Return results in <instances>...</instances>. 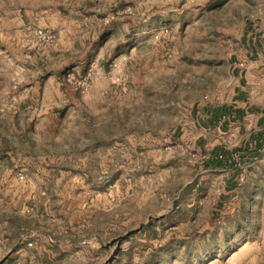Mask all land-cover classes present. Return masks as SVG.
Instances as JSON below:
<instances>
[{
  "label": "rangeland",
  "instance_id": "obj_1",
  "mask_svg": "<svg viewBox=\"0 0 264 264\" xmlns=\"http://www.w3.org/2000/svg\"><path fill=\"white\" fill-rule=\"evenodd\" d=\"M263 3L12 0L5 108L37 82L57 105L26 133L0 117V264H264V123L207 118ZM242 57L264 114V69Z\"/></svg>",
  "mask_w": 264,
  "mask_h": 264
},
{
  "label": "crops",
  "instance_id": "obj_2",
  "mask_svg": "<svg viewBox=\"0 0 264 264\" xmlns=\"http://www.w3.org/2000/svg\"><path fill=\"white\" fill-rule=\"evenodd\" d=\"M11 1L12 0H0V20H6V18L10 17V14H12L11 7ZM17 3H19L22 0H16ZM35 7H30L29 10L26 11H34ZM1 15H7L6 18L1 17ZM254 23L249 24L247 27V31L243 36L242 46L243 48L237 53L235 56V60L231 65L233 66V74L236 79V92L233 94L230 102L225 105L221 109H213V110H207V118L209 123H216L217 119H221L223 112L226 113L223 115V123L221 125L222 128L226 129L227 127L232 128L234 125H245L247 121H252L255 117V123H264V114H262V110H259V105L256 104L255 98H252L250 93L247 92L245 89V86L243 85V71L239 70L237 66L236 60H243L242 57L244 54L247 55V63L250 64L252 58L255 55V58L259 61L256 64V66H261V69H264V3L263 8L259 11L258 15L254 17V20H252ZM244 53V54H243ZM2 67H0V117H10L14 118V124H17L19 127V131L21 132H28L32 129V127L35 125V127H38V123L36 121L34 122L35 118H46L48 116H55V113L50 112V110H55V105L57 103H53L49 106L48 103H46L44 100L39 99H33V96H35V93L38 91L40 94V90L42 89L43 84L41 82L33 83L34 86L31 88V95L23 96L26 97V99H23L22 97L16 96L13 100V105L10 108H5L4 104V96L2 94L6 93L7 91L4 90V80L5 79L2 76ZM8 81V80H7ZM58 82V81H57ZM7 84V83H6ZM36 85V87H35ZM9 91V90H8ZM41 102V103H40ZM35 123V124H34ZM264 134V132L262 133ZM264 138L261 139L263 141ZM260 141V140H259ZM258 139L255 140L256 145L259 143ZM261 146V143L259 144ZM219 150V147H216L212 150L213 155H217ZM222 155H218L219 157L223 159ZM225 166L223 167L221 161H217V170H225L227 168H233L236 166V163L230 156L225 157ZM221 167V168H220Z\"/></svg>",
  "mask_w": 264,
  "mask_h": 264
},
{
  "label": "built area",
  "instance_id": "obj_3",
  "mask_svg": "<svg viewBox=\"0 0 264 264\" xmlns=\"http://www.w3.org/2000/svg\"><path fill=\"white\" fill-rule=\"evenodd\" d=\"M34 33L36 34L38 40H40L41 42L51 43L55 41V35L52 34L51 32L40 29V30H35Z\"/></svg>",
  "mask_w": 264,
  "mask_h": 264
}]
</instances>
